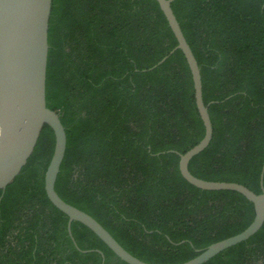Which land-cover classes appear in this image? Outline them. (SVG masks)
<instances>
[{
    "label": "trees",
    "instance_id": "obj_1",
    "mask_svg": "<svg viewBox=\"0 0 264 264\" xmlns=\"http://www.w3.org/2000/svg\"><path fill=\"white\" fill-rule=\"evenodd\" d=\"M170 6L198 64L212 124L209 144L188 170L259 194L264 0ZM47 43L45 103L66 135L54 184L63 201L149 264H181L252 222L244 196L200 190L179 173L178 154L199 142L204 127L189 68L172 51L177 42L155 0H51ZM53 146L45 124L25 165L0 190V264H126L76 221L74 246L67 216L44 191ZM202 264H264V222Z\"/></svg>",
    "mask_w": 264,
    "mask_h": 264
},
{
    "label": "water",
    "instance_id": "obj_2",
    "mask_svg": "<svg viewBox=\"0 0 264 264\" xmlns=\"http://www.w3.org/2000/svg\"><path fill=\"white\" fill-rule=\"evenodd\" d=\"M155 1L177 42L172 51L179 49L189 68L196 110L204 127V134L199 142L186 152L178 154L179 173L186 182L200 190L237 192L251 202L254 208V218L243 231L208 245L197 256L181 263L202 264L219 252L247 240L262 226L264 161L259 176V194L239 183L207 181L189 172L188 163L191 158L205 149L211 140L212 124L207 106L202 100L200 70L171 9L173 0ZM50 10L51 0H0V190L25 165L42 127L47 124L53 132L54 146L44 172V191L50 203L67 216L68 235L72 238L70 223L79 222L93 232L121 261L126 264H149L127 252L94 218L63 201L54 189L65 153L66 135L58 111L49 109L45 103ZM73 244L76 247L74 241Z\"/></svg>",
    "mask_w": 264,
    "mask_h": 264
}]
</instances>
